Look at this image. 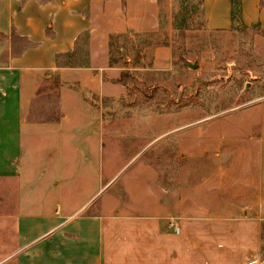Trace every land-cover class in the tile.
Returning a JSON list of instances; mask_svg holds the SVG:
<instances>
[{"label":"crops","instance_id":"crops-1","mask_svg":"<svg viewBox=\"0 0 264 264\" xmlns=\"http://www.w3.org/2000/svg\"><path fill=\"white\" fill-rule=\"evenodd\" d=\"M112 1L0 0V264H214L212 255H194L192 242L200 235L191 230L199 220L182 219L171 235L162 229L168 207L164 157L146 160L124 187L106 188L117 168L104 140L115 135L110 114L126 96L119 76L147 68L129 65L132 55L124 58L125 67L110 64L109 37L124 32L130 41L138 39L140 63L147 62L142 42L156 24L147 0H125L123 20ZM201 16L206 30L264 32V0H202ZM153 51L155 66L164 64V48ZM254 125L234 138L257 151L260 178L264 120ZM195 139L196 133L178 138L173 178L180 176L181 159L195 158ZM192 184L184 190L176 180L174 209L195 203ZM232 232L220 238L218 264H244L260 252L258 242L244 256L245 238Z\"/></svg>","mask_w":264,"mask_h":264},{"label":"rangeland","instance_id":"rangeland-1","mask_svg":"<svg viewBox=\"0 0 264 264\" xmlns=\"http://www.w3.org/2000/svg\"><path fill=\"white\" fill-rule=\"evenodd\" d=\"M201 2L147 0L152 6L149 15L156 18L154 31L142 42L148 52L147 62L140 63L138 39L130 41L124 32L110 35V64L125 67L124 58L132 55L129 65H141L147 70L129 68L119 76L126 96L115 102V110L110 114L116 122L115 135L106 134L104 140L105 147L113 151L117 168L115 178L106 188L124 187L129 173L136 172L146 160H152L156 154L164 157L168 206L162 221L165 234L178 233L182 219L196 218L199 221L191 230L200 235L192 242L195 256L212 255L213 263L218 264L215 258L220 256L224 244L220 238H228L227 234L233 231L245 238L244 256L256 250L259 242V254L255 258L244 257V264H258L254 263L257 259L264 264V169L259 178L257 151L252 145L246 146L243 139L234 138L236 133L243 136L248 125L251 127L247 131L251 133L254 124L264 120V32L240 26L228 31L206 30ZM110 6L116 7V16L123 20L125 0H113ZM157 46L164 48L165 60L155 66L153 50ZM189 64H196L197 68L190 69ZM193 133L196 156L181 159L180 176L173 178V148L179 137ZM247 136L256 137H244ZM240 141L241 144L236 143ZM227 142L230 147L224 151L221 146ZM222 167L225 180L219 176ZM178 179L184 190L195 183L191 198L196 201L190 207L186 203L181 209L173 208L172 191ZM185 195L190 197L188 191ZM222 218L249 224L237 228L236 224L201 222ZM205 235H210V240ZM235 243L228 241L229 245Z\"/></svg>","mask_w":264,"mask_h":264},{"label":"water","instance_id":"water-1","mask_svg":"<svg viewBox=\"0 0 264 264\" xmlns=\"http://www.w3.org/2000/svg\"><path fill=\"white\" fill-rule=\"evenodd\" d=\"M188 67L190 69H196L197 68V65L196 64H189Z\"/></svg>","mask_w":264,"mask_h":264}]
</instances>
